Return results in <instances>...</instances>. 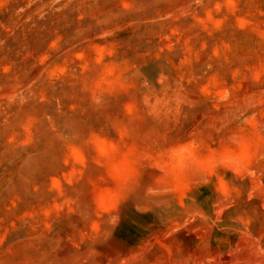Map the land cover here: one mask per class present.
Returning a JSON list of instances; mask_svg holds the SVG:
<instances>
[{"label":"rangeland","instance_id":"1","mask_svg":"<svg viewBox=\"0 0 264 264\" xmlns=\"http://www.w3.org/2000/svg\"><path fill=\"white\" fill-rule=\"evenodd\" d=\"M0 264H264V0H0Z\"/></svg>","mask_w":264,"mask_h":264}]
</instances>
